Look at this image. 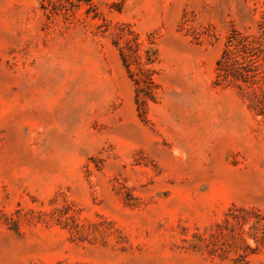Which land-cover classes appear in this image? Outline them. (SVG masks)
I'll return each instance as SVG.
<instances>
[{
    "label": "rangeland",
    "instance_id": "1",
    "mask_svg": "<svg viewBox=\"0 0 264 264\" xmlns=\"http://www.w3.org/2000/svg\"><path fill=\"white\" fill-rule=\"evenodd\" d=\"M264 0H0V264H264Z\"/></svg>",
    "mask_w": 264,
    "mask_h": 264
},
{
    "label": "trees",
    "instance_id": "2",
    "mask_svg": "<svg viewBox=\"0 0 264 264\" xmlns=\"http://www.w3.org/2000/svg\"><path fill=\"white\" fill-rule=\"evenodd\" d=\"M264 29L260 33H243L235 30L228 38L226 47L218 60L219 81L236 82L240 78H252V75L241 76L238 64L246 60H252L258 51L262 50L261 41Z\"/></svg>",
    "mask_w": 264,
    "mask_h": 264
}]
</instances>
